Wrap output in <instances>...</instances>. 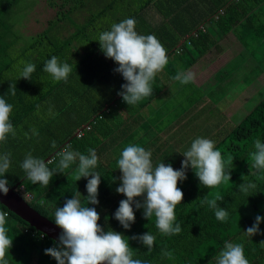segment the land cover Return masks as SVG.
<instances>
[{
	"label": "trees",
	"instance_id": "obj_1",
	"mask_svg": "<svg viewBox=\"0 0 264 264\" xmlns=\"http://www.w3.org/2000/svg\"><path fill=\"white\" fill-rule=\"evenodd\" d=\"M23 1L0 0V97L13 105L10 121L16 131L15 137L9 134L7 143L0 144V153H11V168L4 177L9 185L18 186V190L24 188V197L29 195L30 201L26 200L30 205L53 223L56 208L62 207L66 199L78 192L88 194L86 185L90 177L78 181L77 160L64 173L56 174L47 188L34 185L26 179L21 168L26 154L31 152L36 158L51 161L48 163L50 169L58 167L60 157L57 153L67 145L85 155L89 148H94L100 159L118 141L122 127L138 115V109L145 104L143 101H150L159 92L153 88V94L135 106L124 102L118 92L126 81L114 72L118 67L116 62L102 52L96 41L99 34L110 30L114 23L135 18L139 34L155 35L164 47L170 45L171 48L180 38L190 36L187 44L202 54L217 43V31L221 35L229 33L247 17L252 4L264 2L240 0L243 7L240 5L236 10L225 6L231 4L228 0H144L142 6L134 9L133 1L141 3L143 0H129L126 5L124 0H112L106 5L100 4L99 11L88 16L96 0H48L50 7L60 10L58 18L51 21L44 32L32 35L28 45L19 48L23 34L17 32V25L11 21L19 20L15 18L14 8ZM31 1L33 6L29 13L39 0ZM121 3L124 8H119ZM29 13L25 12L24 23ZM67 28L73 31L66 37L63 33L69 31ZM173 37L176 40L171 41ZM53 55L72 65L67 82H56L44 71L45 61ZM21 61L36 65L31 80L20 79ZM12 83L16 84L14 96L9 91ZM33 129L38 136L32 134ZM79 130L81 132L76 135ZM256 139L264 142V99L216 146L226 161L232 158V162L226 164V170L231 169V181L210 189L201 185L194 170H190L187 179L179 182L178 187L184 192L183 201L175 209L176 222L182 229L179 234H161L155 226V216L151 220L138 219L136 210L135 223L130 229H124L115 219L118 209L115 207L112 217H104L99 223L129 238L151 232L156 237L151 251L138 240L129 239L133 258L145 264H209L223 250L225 241L243 244L250 264H264V235L249 238L244 233L257 215L264 217V173L250 166V153L255 151ZM100 168L98 162L90 171L97 172ZM104 171L99 173L101 177L107 173ZM243 177L257 184L248 195L238 190L244 183ZM112 179L115 182L106 194L115 193L119 187V181ZM105 189L99 186L98 197H102ZM207 194L208 200H216L218 207L227 209V220L216 219L215 209L208 204L201 205L200 198ZM0 211L9 214L6 228L13 240L7 260L16 258L18 264H57L45 254V249L55 246L53 240L1 203ZM260 230L264 232V223L260 224ZM165 251L171 255L164 256Z\"/></svg>",
	"mask_w": 264,
	"mask_h": 264
},
{
	"label": "clouds",
	"instance_id": "obj_2",
	"mask_svg": "<svg viewBox=\"0 0 264 264\" xmlns=\"http://www.w3.org/2000/svg\"><path fill=\"white\" fill-rule=\"evenodd\" d=\"M136 24L135 18H126L112 24L110 30L101 32L96 40L99 41L104 55L118 65L114 72L121 74L126 81L121 85L118 95L130 106H135L153 94L152 83L169 60L167 50L157 37L139 34ZM20 63L23 65L20 79L31 80L36 65L24 61ZM44 71L56 82H67L73 67L53 55L45 61ZM173 79L181 84H188L194 82L195 77L188 71L177 73ZM9 91L14 96L16 84L12 83ZM12 111L13 105L0 97V144L7 143L9 134L13 137L16 135L14 125L10 121ZM32 134L39 135L35 129ZM254 148L255 151L250 153V166L257 172L264 173V142L256 139ZM87 151L88 155H85L72 150L71 145L65 146L57 153L60 159L58 167L54 169L48 167L51 161L45 162L44 159L36 158L31 152L26 154L21 164L27 180L46 188L56 174L64 173L77 160L78 181L90 177L86 185L87 204H82L81 193L78 192L71 199H66L62 207L56 208L54 222L63 231L55 246L45 249V254L55 259L57 264H145L144 261L133 258L129 239L138 240L151 251L156 237L151 232L129 238L111 229L105 231L99 223L100 214L95 207L89 206L100 203L98 195L101 175L99 172L90 171L98 165L96 150L89 148ZM182 155L185 159L181 162V168L174 169L171 164L163 162L154 167L151 151L142 146L130 144L122 150L117 161L122 175L116 192L126 196V199L119 202L114 215L124 229H130L135 223V210L143 209L145 219L151 220L155 216V226L161 234H179L182 229L176 222L175 209L183 201L184 192L178 187V183L187 179L189 168L194 170L201 185L210 189L221 182L231 181V169L226 170V164L231 163L232 158L228 157L226 161L221 151L216 148L214 140L198 137ZM10 168L11 153H0V193L4 196L10 191L9 181L4 178ZM243 179L244 183L238 186V190L248 195L257 188V184L246 181L245 177ZM200 203L215 209L216 219L222 222L227 220V209L218 207L216 200H208V194L200 198ZM8 215V212L0 211V264H9L6 256L13 245V240L7 234ZM261 223H264V217L257 215L252 226L244 231L245 235L249 238L257 234L264 235L260 230ZM163 255L171 254L165 251ZM213 261L215 264H250L245 256L243 244L229 241L224 242L223 250L213 257ZM213 261L209 264H213Z\"/></svg>",
	"mask_w": 264,
	"mask_h": 264
},
{
	"label": "crops",
	"instance_id": "obj_3",
	"mask_svg": "<svg viewBox=\"0 0 264 264\" xmlns=\"http://www.w3.org/2000/svg\"><path fill=\"white\" fill-rule=\"evenodd\" d=\"M228 1L231 4H225L227 8L229 5L239 9L240 0ZM248 9L251 11L247 17L229 33L221 35L217 31V43L205 53H198L187 44L190 36L180 38L173 48L165 46L168 64L152 84L159 90L158 94L148 102L143 101L145 104L138 109V115L122 127L118 141L98 161L101 168L97 172H107L102 175L100 184L106 189L102 197H98L100 203L89 206L96 208L101 219L109 218L112 208H118L119 202L126 199L116 190L113 194H106L115 182L112 178L119 181L122 175L117 161L126 146L135 144L150 150L154 167L163 162L180 169L185 159L182 153L194 139L209 138L217 146L256 107V101L249 105L264 92V2L252 4ZM174 40L176 37L171 41ZM188 71L194 74V82L181 84L173 79L177 73ZM230 76H236L238 84L243 80L242 76H253V79L245 92L234 96V101L228 103L226 96L216 88L219 79L226 82ZM174 157L178 160L175 161ZM87 195L81 192L82 204H87ZM136 214L138 219L144 217L143 209L136 210ZM108 227L104 230L108 231ZM8 261L9 264L19 263L16 258H8Z\"/></svg>",
	"mask_w": 264,
	"mask_h": 264
},
{
	"label": "rangeland",
	"instance_id": "obj_4",
	"mask_svg": "<svg viewBox=\"0 0 264 264\" xmlns=\"http://www.w3.org/2000/svg\"><path fill=\"white\" fill-rule=\"evenodd\" d=\"M92 1V0H90ZM108 1H112V0H106L102 3H99L98 0L94 1L93 3L95 4V8H91L87 13L88 16H90L92 13H95L96 11H99L97 8L100 4L102 5H106V3ZM126 1L125 5L127 4V1L129 0H124ZM144 4V0L139 3V2H134L133 1V5H134V9L142 6ZM124 3L119 4V8H124L122 6H125ZM33 6V2L31 0H25L22 3L18 4L15 6L14 10L16 12V19H19L17 21H15L14 19L11 21L13 24H16V30L17 32H19L20 35H22V39L20 38V46L19 48H22L26 45H28L30 43V38L32 35H37L39 33L44 32L45 30H47V28L49 27V24L51 21H54L58 18V13L60 10H58L57 8L54 9L52 7H50L48 5V0H39L35 6V8L29 13V9ZM94 6V5H93ZM26 13H29L28 15V20L26 23H24L23 21V16ZM19 22V23H18ZM64 24V23H62ZM69 31H64L63 35L64 36H68V34H70L73 29L72 28H67ZM22 33V34H21ZM250 77V76H249ZM248 76H242V81L238 84L237 83V79L236 76H233L226 81H221V79L218 80V85L216 90H218L220 93H223V95L226 96V98L229 100L228 103L230 101H234V96L237 97V95L242 94L243 92H245V90H247V86L249 85L248 83L252 82L253 76H251L249 78ZM217 84V82H216ZM228 90L231 92L229 93ZM217 92V91H216ZM258 97H255L254 100H252L251 105H253L256 101V105L257 103L264 98V92H261L260 95H257ZM247 106V108L249 107ZM253 107V106H252ZM251 107V108H252ZM175 161L178 160L177 157L173 158ZM214 264V263H213Z\"/></svg>",
	"mask_w": 264,
	"mask_h": 264
},
{
	"label": "water",
	"instance_id": "obj_5",
	"mask_svg": "<svg viewBox=\"0 0 264 264\" xmlns=\"http://www.w3.org/2000/svg\"><path fill=\"white\" fill-rule=\"evenodd\" d=\"M9 187L10 191L7 196L0 193V203L48 239L55 243L58 242L59 235L63 230L36 211L18 192V186L9 185Z\"/></svg>",
	"mask_w": 264,
	"mask_h": 264
},
{
	"label": "built area",
	"instance_id": "obj_6",
	"mask_svg": "<svg viewBox=\"0 0 264 264\" xmlns=\"http://www.w3.org/2000/svg\"><path fill=\"white\" fill-rule=\"evenodd\" d=\"M18 192L24 197L25 195V189L24 188H21L20 190H18ZM25 198V197H24ZM28 201H30L29 199H30V197H29V195H27V198H26Z\"/></svg>",
	"mask_w": 264,
	"mask_h": 264
}]
</instances>
